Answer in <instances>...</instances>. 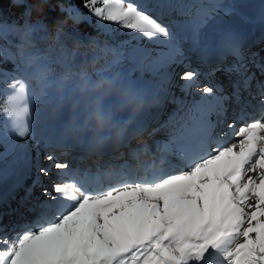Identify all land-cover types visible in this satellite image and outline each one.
I'll list each match as a JSON object with an SVG mask.
<instances>
[{
  "label": "bare ground",
  "instance_id": "obj_1",
  "mask_svg": "<svg viewBox=\"0 0 264 264\" xmlns=\"http://www.w3.org/2000/svg\"><path fill=\"white\" fill-rule=\"evenodd\" d=\"M261 5L264 8V1ZM160 7L157 13H163L165 23L180 33L173 10L169 12L163 4ZM261 20L257 22L263 27L264 20ZM247 26L249 23L224 17L209 28L205 23L194 43L185 45L182 53L175 46L166 48L162 55L175 59L176 66L166 70L167 77L163 72L164 84H161L167 88L177 87L185 98L184 106L172 116L163 111L169 92L154 90L156 86L149 83L152 89L146 101L155 104L153 110L121 101L129 107H122L125 111L109 107L105 114L111 119L103 114V118H93L95 123L81 127L65 120V125L59 126L65 131L73 127L72 138L55 135L56 139L50 135L48 139L45 135L46 143L52 141L55 150L67 146L75 153L66 155L71 164L59 163L54 157L44 161L45 175L49 177V172H54L52 179L46 178L49 185L45 188L51 195L38 202L34 197L30 198L20 215L8 217L11 220L9 228L2 223L0 264H17V258L23 255L49 262L64 248L77 260L83 257L82 245L91 246L98 255L124 253L132 245L138 248L152 235L158 236L159 229L165 228L166 216L174 218L172 224L182 235L186 226L189 233L205 229V238L211 240L213 236L215 242L221 237L220 243H226L227 237H233L232 252L230 249L222 257L207 261L210 264H240L237 260L231 261L233 255L230 254L241 247L249 250L247 259L240 260L242 264L244 261L245 264H258L256 260L264 264V102H261L264 97V41L258 46L257 43L262 42L261 35L256 39L247 38L250 30L245 29ZM255 27L257 25L253 29ZM253 29L250 34L255 33ZM206 35L210 38L204 37ZM232 39H244L239 43L240 62L229 58L222 60L215 54L219 42ZM246 47L255 49L246 54ZM188 59L197 62L203 78L199 80L198 76V82H195V74H189L178 81L170 80L172 74H178L187 65ZM217 74L226 76V86L234 88L233 93L219 91ZM128 90H132L131 86ZM231 97L232 103L225 104ZM111 99L109 97L110 106L113 104ZM229 106L232 111L241 110L243 115L235 112L233 120L223 124L230 115L226 113ZM172 108L170 112L176 110ZM213 108L220 112L213 113ZM77 110L79 113V108ZM153 117L157 122L149 127ZM239 121L241 125H237ZM239 126V133L233 135L232 131ZM153 131L162 137H147ZM132 137L137 139L131 141ZM144 138L152 139L147 142ZM124 143L128 149L116 152ZM22 146L27 148L25 143ZM96 154L100 156L96 157ZM55 155L59 156L57 152ZM15 160V155H11L1 168L13 175L11 183L16 186L27 177L28 171L17 169ZM55 163L56 167H52ZM76 163L81 167L75 169ZM36 180L26 184L35 185ZM78 189L83 190L82 194ZM24 212L29 213L27 221H23ZM75 215L82 221L76 225L73 224ZM43 216L47 218L37 221ZM7 229L12 232L6 234ZM246 238L250 241L249 248ZM82 239L85 241L81 242ZM205 244L209 248V244ZM261 251L262 258L258 259L255 254Z\"/></svg>",
  "mask_w": 264,
  "mask_h": 264
},
{
  "label": "rangeland",
  "instance_id": "obj_2",
  "mask_svg": "<svg viewBox=\"0 0 264 264\" xmlns=\"http://www.w3.org/2000/svg\"><path fill=\"white\" fill-rule=\"evenodd\" d=\"M139 1V3H135L133 0H89L90 4L87 8L73 11L71 14L73 20L72 26H76V22L80 20H88L95 27H98L96 31L98 33L101 32L100 37L106 41L100 45L102 49L95 52L94 59L97 63L89 62V64H86L90 66L85 65V72L61 75L62 72L57 67H54L55 73L53 75L44 74V68L49 65L52 56L56 54V50L50 47H38L37 49L46 51L48 54L45 57L41 55L30 56L25 53L27 51L31 52L32 49L31 51L30 49L23 51L22 62L19 63L17 70L19 76L4 82L2 85L3 91L0 92V106L4 107L5 111L9 110L11 115L0 123V227L4 223L9 228L11 220L8 217L20 215L28 205L27 203L30 198L34 197L36 201L38 198L44 199L51 195V191L49 189L47 190L45 186L47 179H52V173L54 172H49V177L45 175L44 179L40 178V176L39 179L37 178L39 173H45L47 171L44 161L50 157V153H48L49 157L44 156L46 154L45 150H47L45 146L48 144L53 145L51 143L52 141L46 143L45 135H47V138L50 135L52 137L55 135H63L66 138H72L73 134L71 132L73 127L65 131L64 127L59 126H64L65 120H71V123L78 127L93 124L95 123L93 118L97 116H99L98 118H103V114L106 115L105 113H108L109 107H116L118 110L125 111L126 108L123 109L122 107H129V105H122L121 101L128 102L131 106L151 107L153 110L155 104L152 101H146V98L149 97L148 95L151 94L148 92L152 89L149 83L156 86L153 88L154 90L159 89L161 93L169 92L167 89H170V87L167 88V86L162 85L164 84L162 81L163 72L164 76L167 77L168 75L166 76V74L168 73H165L166 70H172L176 66L175 59H168L165 55H162L166 53L167 49L175 46L178 48L177 51L182 53V48L185 49V45L188 46L194 43L195 37L199 36V32L205 23L206 27L209 28L213 24H217L224 17L227 19L234 18L244 24L249 23V26L252 25L251 27H254L255 23L260 21V19H262L261 21L264 20V17H262L264 15V8L261 5L264 0ZM162 4L165 8L170 9L169 12L173 10L175 15L173 14L174 17H172L179 22L181 28L180 33L165 23L166 20L162 18L166 16L163 13H157L159 12V8L161 9L160 5ZM141 5H146L148 8L145 9ZM205 9L208 10L205 11ZM255 11H257V15ZM208 12L209 14L206 15ZM162 14L163 16L161 17ZM173 18L169 17V21H172ZM33 26H35L34 23H30L28 20L20 23L0 20V35L6 36L11 41H17L23 34L31 32L34 28ZM255 29L257 27L253 31ZM74 30L76 31V29ZM256 33L258 34V32ZM258 35L254 34L252 37L256 39ZM82 37L86 43H90L88 50L91 51L93 48V43L90 41L92 34L85 33L82 34ZM182 37L183 40L180 39ZM204 37L210 38L208 35ZM209 41L212 42L213 39H209ZM262 43L263 41L257 44L261 46ZM66 53L67 51L62 49V52L54 56V59L60 61ZM88 58L89 54L86 60ZM108 74L109 76H107ZM172 75L170 80L176 81L177 74ZM29 76L32 77L29 78ZM195 77V82H198L200 77ZM159 80L161 81L158 82ZM223 81L224 79L221 78V82ZM128 86H131L132 90L129 91ZM109 97L112 98L111 102L113 104L111 106ZM230 100L232 99H227L225 104L232 103V101L229 102ZM191 103H188V107L191 106ZM230 106L228 108L231 111L227 112L233 113L230 117H227L223 124L230 122L231 120L229 118L232 119L235 117V112L236 114L243 115L241 110L236 109L234 112ZM78 108L80 110L79 113ZM168 110L169 107H166V111ZM67 112L68 115L66 116ZM106 116L108 119H111L109 115ZM156 122L157 119H154V117L150 119L149 127L155 125ZM246 123L249 124L248 122ZM237 125H241V121L237 122ZM240 129L241 126L237 130H233L232 134L236 135ZM92 130L95 131V129ZM136 139V137H132L131 141H135ZM151 139H145V141L148 142ZM24 143L27 144L26 149L22 146ZM126 145L127 143H124L116 152H121V150H126V148L128 149ZM62 149L61 153L65 154V156L75 153V150L67 146ZM149 149L152 148L149 147ZM100 150L104 151V149ZM11 155H15L17 169H27L28 171L25 174V177L27 175V179L25 178L23 181L17 182L16 186L14 183H11L13 181V175L1 168V165ZM95 156L100 155L96 154ZM36 164L41 169L40 171H35ZM52 167H56V163ZM108 167L110 168V166ZM35 179H37L36 184L40 180V186L45 188L41 190V193H39V190L28 188L30 184H26ZM82 191L80 190L81 194ZM37 194L41 195H38L36 198L35 196ZM191 194L195 195L197 193ZM28 215L29 213L26 212L23 221L28 220ZM45 218L47 217L43 216L42 218H38L37 221H43ZM165 218L167 219L165 221V228H158L160 233L158 236L152 235L143 245L138 246V248L132 245L130 250L124 253L119 251L113 254L102 253L98 255L92 250L91 246L82 245L84 254L81 259L74 260V254L67 248H64L49 262L31 259L23 255L17 258L16 263L210 264L207 261H214L216 257H222L223 253L230 249L232 252V242L235 241H233V237H227L228 240L226 243L222 241L221 243L224 244H221V237L216 242L213 236L211 240L205 238V229L190 232L192 235H189L190 233L186 226H184L186 230L184 231L185 234L182 235L178 233L173 225L174 223L172 224L174 218L170 216H166ZM79 222L82 221L78 218V215H75L73 224L76 225ZM34 226H36L35 228L38 227V225ZM10 232L12 230L7 229L5 233L10 234ZM194 232L197 233L193 234ZM207 236L210 237V235ZM125 239L128 241L127 237ZM106 240L108 241L107 238ZM84 241V239L81 240V242ZM246 241V246L249 248L250 245L248 242L250 241L247 238ZM205 243L209 244V248L206 247ZM132 247L135 248L133 249ZM238 250H233L234 252L230 254L231 257L233 255L231 261L234 259L242 264L240 260L247 259V252L249 253V250H243L242 247L241 249L238 248ZM243 251L246 252L242 254ZM262 253V251L260 253L257 252L255 256L257 255L256 257L260 259L262 258ZM256 261L260 264L259 260Z\"/></svg>",
  "mask_w": 264,
  "mask_h": 264
},
{
  "label": "trees",
  "instance_id": "obj_3",
  "mask_svg": "<svg viewBox=\"0 0 264 264\" xmlns=\"http://www.w3.org/2000/svg\"><path fill=\"white\" fill-rule=\"evenodd\" d=\"M89 4V0H0V20L16 23L28 20L35 25L31 32L23 34L17 41L0 35V92L3 91L4 82L19 76L17 70L22 62L23 51L29 49L32 51L25 54L42 57L48 53L37 49L38 47L56 50L54 56L61 53L62 49L67 51L60 61H56L52 56L51 62L44 68V74L53 75L54 67L62 72L61 75L85 72V67L88 66L86 64H96L95 52L102 49L100 45L106 42L100 37L101 32L96 31L98 27L85 19L72 26L73 11L84 10ZM85 33L92 34L91 51L88 50L90 43H86L82 37ZM88 54L89 58L86 60ZM10 115L9 110L5 111L4 107L0 106V123Z\"/></svg>",
  "mask_w": 264,
  "mask_h": 264
},
{
  "label": "water",
  "instance_id": "obj_4",
  "mask_svg": "<svg viewBox=\"0 0 264 264\" xmlns=\"http://www.w3.org/2000/svg\"><path fill=\"white\" fill-rule=\"evenodd\" d=\"M108 76H109V74H108ZM68 115V112L66 113V116Z\"/></svg>",
  "mask_w": 264,
  "mask_h": 264
}]
</instances>
